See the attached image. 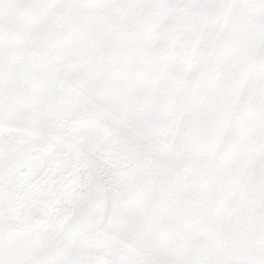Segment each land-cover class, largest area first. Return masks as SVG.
<instances>
[{"label": "snow or ice", "instance_id": "1", "mask_svg": "<svg viewBox=\"0 0 264 264\" xmlns=\"http://www.w3.org/2000/svg\"><path fill=\"white\" fill-rule=\"evenodd\" d=\"M0 264H264V0H0Z\"/></svg>", "mask_w": 264, "mask_h": 264}]
</instances>
